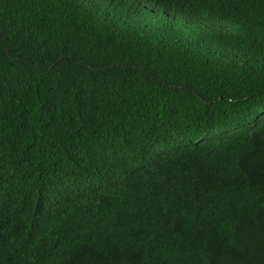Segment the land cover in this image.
I'll list each match as a JSON object with an SVG mask.
<instances>
[{
    "label": "trees",
    "instance_id": "16d2710c",
    "mask_svg": "<svg viewBox=\"0 0 264 264\" xmlns=\"http://www.w3.org/2000/svg\"><path fill=\"white\" fill-rule=\"evenodd\" d=\"M0 264H264V0H0Z\"/></svg>",
    "mask_w": 264,
    "mask_h": 264
}]
</instances>
